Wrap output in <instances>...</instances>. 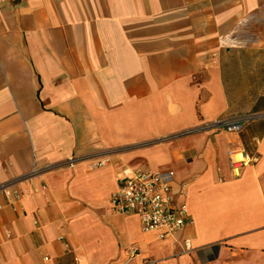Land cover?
<instances>
[{
	"label": "crops",
	"instance_id": "0c3cea01",
	"mask_svg": "<svg viewBox=\"0 0 264 264\" xmlns=\"http://www.w3.org/2000/svg\"><path fill=\"white\" fill-rule=\"evenodd\" d=\"M137 169L192 225L110 211ZM0 264H264V0H0Z\"/></svg>",
	"mask_w": 264,
	"mask_h": 264
},
{
	"label": "built area",
	"instance_id": "2783aa9c",
	"mask_svg": "<svg viewBox=\"0 0 264 264\" xmlns=\"http://www.w3.org/2000/svg\"><path fill=\"white\" fill-rule=\"evenodd\" d=\"M220 126L226 132L241 130L240 121H228ZM256 160L255 156L246 154L237 165L253 164ZM174 181L175 175L171 170L137 169L128 173L110 196V211L126 217H135L140 230L144 233L156 232L161 239L171 237L193 223L187 204L184 201H177L173 191ZM184 188L185 186L181 187L179 195L184 196ZM3 194L10 203L20 198L16 192L8 189H5ZM184 250L191 251L188 240L184 241ZM136 253V250L131 252L132 255Z\"/></svg>",
	"mask_w": 264,
	"mask_h": 264
},
{
	"label": "rangeland",
	"instance_id": "374dc122",
	"mask_svg": "<svg viewBox=\"0 0 264 264\" xmlns=\"http://www.w3.org/2000/svg\"><path fill=\"white\" fill-rule=\"evenodd\" d=\"M178 138H173L172 136H169V137H166V138H154L152 140V142H148V143H138L136 145V148L138 150L140 149H144V147L146 148H150V150H147L148 152H151V151H156L158 150L157 147H160L161 145H164V144H168L172 141H175L177 140ZM133 149V148H131Z\"/></svg>",
	"mask_w": 264,
	"mask_h": 264
}]
</instances>
